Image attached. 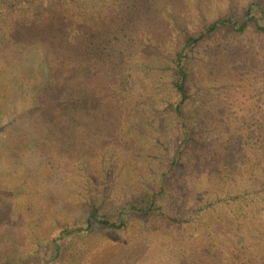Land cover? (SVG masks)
<instances>
[{
    "label": "trees",
    "instance_id": "16d2710c",
    "mask_svg": "<svg viewBox=\"0 0 264 264\" xmlns=\"http://www.w3.org/2000/svg\"><path fill=\"white\" fill-rule=\"evenodd\" d=\"M214 3L187 0L192 8L184 10L178 0H0V16L28 6H52L43 20L13 19L0 28V50L23 55L35 50L34 60L39 59L38 67L27 61L36 82L30 113L52 123L54 114V120L78 126L85 119L111 123L120 126L116 132L121 139L130 137L149 151L141 157L149 169L140 185L124 183L118 185L119 192L113 186V194L107 188L89 195L83 213L56 221L58 234L50 245L24 260L3 264H55L63 262L65 252L79 240L86 245L101 242L129 232L135 224L158 220L161 227L181 230L219 209L228 210L230 221H242L240 213L247 218L248 208L264 205L263 99H248L257 104L243 115L231 108L239 107L234 96L222 99L224 108L218 106L219 81L240 72L238 62L263 53L264 0H238L223 12V4L215 8ZM94 5L98 10L93 14ZM154 21L167 23L158 29L157 38L150 25ZM145 50L157 52L153 57L160 67L156 80L145 81L144 93L134 103L131 70L142 75ZM128 120L132 122L126 125ZM3 131L0 128V137ZM245 169L251 176L237 187ZM197 173L209 174L207 196L196 199L190 212H177L183 198L180 181ZM256 229L264 234V216ZM60 241H67V247ZM258 242L264 251V238ZM244 250L229 263L264 264V253L256 254L246 245Z\"/></svg>",
    "mask_w": 264,
    "mask_h": 264
},
{
    "label": "rangeland",
    "instance_id": "374dc122",
    "mask_svg": "<svg viewBox=\"0 0 264 264\" xmlns=\"http://www.w3.org/2000/svg\"><path fill=\"white\" fill-rule=\"evenodd\" d=\"M209 1L204 0L206 6ZM236 1L216 0L213 7L221 3L224 6L221 12L228 11ZM178 2L179 8H192L186 4L187 0ZM28 7L13 15H1L0 28H6L1 27L2 23L11 24L13 19L43 20L52 8L49 4ZM208 9L212 8L204 11ZM97 10L98 5H94L90 12L94 14ZM150 25L156 38L158 29L167 27L164 22L154 21ZM144 55L142 62L146 60V65L142 75L137 77L136 69L131 70L136 80L131 96L134 103L144 93L145 81L156 80L160 67L153 57L157 52L145 50ZM34 57L35 50L24 55L16 50H0V128H4L0 137V264L24 260L50 245L58 234L56 221L71 220L83 213L89 195L107 188L109 195L113 194V186L119 192L118 185L124 183L140 185L149 169L141 162L144 152H149L147 147L143 151L130 137L121 139L116 132L120 126L101 125L87 119L78 126L54 120L56 114L51 115L52 123L30 113L33 102L30 94L36 82L28 72L27 61L38 67L39 59ZM238 66L240 72L219 81L218 106L224 108L222 99L234 96L239 107L232 104L231 108L243 115L241 112L257 104L256 99H248L262 98L264 103V85H260L264 77V50L251 60L238 62ZM129 122L132 120L126 125ZM252 155L249 151L251 158ZM207 159H213L211 151ZM206 164L213 171L211 163ZM249 176L251 172L243 170L237 187L244 186ZM208 178V173H197L180 181L183 198L177 212L188 213L196 199L203 201L211 187ZM227 211L219 209L181 230L161 227L155 220L147 226L135 224L124 234L103 237L101 242L87 241L86 245L79 240L65 252L63 262L55 264H198L210 257L215 258L208 264H230L235 255L246 252L245 245L252 247L254 253L263 254L258 241L264 234L256 225L264 216V205L258 203V207L248 208L247 218L240 213L242 221H230L226 218ZM60 244L67 247L68 242L60 241Z\"/></svg>",
    "mask_w": 264,
    "mask_h": 264
}]
</instances>
